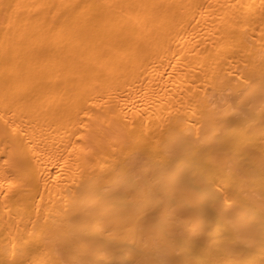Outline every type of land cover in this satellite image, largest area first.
<instances>
[{"label":"bare ground","instance_id":"obj_1","mask_svg":"<svg viewBox=\"0 0 264 264\" xmlns=\"http://www.w3.org/2000/svg\"><path fill=\"white\" fill-rule=\"evenodd\" d=\"M0 264H264V0H0Z\"/></svg>","mask_w":264,"mask_h":264}]
</instances>
